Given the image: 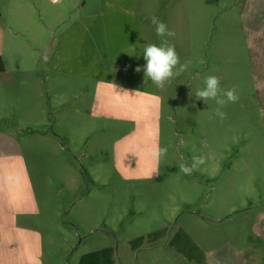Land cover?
<instances>
[{
    "label": "rangeland",
    "instance_id": "rangeland-1",
    "mask_svg": "<svg viewBox=\"0 0 264 264\" xmlns=\"http://www.w3.org/2000/svg\"><path fill=\"white\" fill-rule=\"evenodd\" d=\"M243 6L244 0H0L1 62L13 78L20 68L28 71L22 105L0 102V153L12 148L4 141L17 143L37 207L20 220L39 241L25 264H79L105 247L113 264H197L167 245L178 231L205 255L228 241L247 261L264 264L257 228L264 214V96L253 79ZM152 16L175 35L158 37ZM164 40L188 68L159 89L144 78L142 51ZM209 75L240 97L222 109L223 121L210 118L214 101L195 95ZM98 82L154 93L156 111L144 96L140 104L115 96L110 103L139 108L99 112V100L92 101ZM36 94L38 113H31ZM157 130L167 153L160 174L146 178L154 162L133 145L151 143ZM193 156L206 164L182 174L180 165ZM157 231L160 237L148 242ZM138 237L144 240L132 249ZM23 256L6 263L24 264Z\"/></svg>",
    "mask_w": 264,
    "mask_h": 264
},
{
    "label": "crops",
    "instance_id": "crops-1",
    "mask_svg": "<svg viewBox=\"0 0 264 264\" xmlns=\"http://www.w3.org/2000/svg\"><path fill=\"white\" fill-rule=\"evenodd\" d=\"M241 16L247 47L250 52V59L254 67L252 72L254 82L258 87L257 95L259 97L264 96V0H244ZM3 32L4 28L0 24V44ZM17 71L21 73V77L13 78L0 59V102L2 100L3 102H7V105L12 108L13 106L17 107L20 104L22 105L21 93H25L27 90L24 87L27 79L22 77L24 75L23 72H26L25 75L27 74V69L24 68L23 70V68H20ZM22 86L24 87L23 90L21 89ZM119 88H121L120 91L123 99L129 102L131 100H138L140 104L141 97L144 96L146 97L145 100H149L148 102L151 108H153L152 110L154 112L156 111L155 106H157L158 102L156 94L150 93L153 95L150 96L130 87L119 86ZM123 89L127 90L129 94L124 92ZM2 94H4L3 97H7V100L1 98ZM39 97V94L35 95V108L32 106L29 109V106L26 105V111L29 109L31 113L33 111L38 113L37 102L39 101ZM109 97L115 99L111 85L103 82L96 83L92 101L95 100L97 102V99L99 100V112L119 115L120 113L123 114L122 112L124 111L133 112L136 108H139L138 104L132 105L130 103L127 105L124 104L123 106L119 105V103L114 105L110 103L111 100ZM24 100L26 98H23ZM91 107L92 105L89 106V115L93 116L94 107L93 109ZM39 111L41 113L44 112L43 105ZM12 118L17 127L19 121L17 120L16 113L12 114ZM3 144H11L12 148L0 153V264L10 263L18 255H26L21 260L25 264L31 254L39 252V241L36 234L25 225H22L20 220L27 219L30 215H33L37 207L29 194L27 177L24 174V166L20 152L17 150V143L10 139L9 141H4ZM118 144H124V142H118ZM1 151L3 150L0 149ZM257 228L259 230V234H257L264 244V214L259 218ZM32 244L36 247H33ZM204 256L203 262L197 264H254L241 257L238 250L228 241L210 250L209 254H204ZM19 258L20 256L17 259ZM251 258L255 260L258 256H252ZM261 259L263 260L264 256Z\"/></svg>",
    "mask_w": 264,
    "mask_h": 264
},
{
    "label": "clouds",
    "instance_id": "clouds-1",
    "mask_svg": "<svg viewBox=\"0 0 264 264\" xmlns=\"http://www.w3.org/2000/svg\"><path fill=\"white\" fill-rule=\"evenodd\" d=\"M50 2L53 5H59L62 3V0H50ZM150 19L158 37H171L175 35L158 17L152 16ZM133 53H135V49H133ZM142 53L143 59L146 61L143 65L144 78L150 80L159 89L164 88L166 83L185 72L188 68L187 63L181 64L175 46L170 45L167 40L162 41L159 46L156 44H147L143 48ZM42 59L47 62V53L42 55ZM135 71L140 72L141 67L137 66ZM145 82H147L146 79ZM204 85L202 89L197 90L195 93L197 99L203 100L204 103L209 100L214 101L217 108L214 110V113L210 115V118L218 117L223 121V119L226 118V114L222 109L228 103H237L240 99L236 88L233 87L228 90L222 89L220 87V79L215 75L207 76L204 80ZM111 87L113 95L121 97V88L115 83H113ZM124 92L129 94L127 90H124ZM150 140L152 141L151 143H137L133 145L137 150L143 151L145 155L154 162V166L151 167L146 178H152L154 174H160V162L167 153V148H162L160 146L158 130L155 137H150ZM129 153L136 155L135 152ZM206 162L207 160L204 156H193L190 162H185L180 165L179 171L184 175H192L194 171L198 170L199 167L206 164Z\"/></svg>",
    "mask_w": 264,
    "mask_h": 264
},
{
    "label": "trees",
    "instance_id": "trees-1",
    "mask_svg": "<svg viewBox=\"0 0 264 264\" xmlns=\"http://www.w3.org/2000/svg\"><path fill=\"white\" fill-rule=\"evenodd\" d=\"M161 235L160 231L148 235V242H153ZM143 237H138L131 242V248H138L142 242ZM170 247H173L178 253L183 254L188 260H193L196 263H202L204 254L193 244L189 238L182 232H176L168 242ZM113 250L110 247H105L97 251H92L82 255L79 259V264H113L112 259Z\"/></svg>",
    "mask_w": 264,
    "mask_h": 264
}]
</instances>
